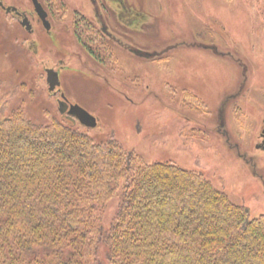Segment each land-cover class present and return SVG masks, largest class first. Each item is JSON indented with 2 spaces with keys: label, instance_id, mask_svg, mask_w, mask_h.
I'll return each instance as SVG.
<instances>
[{
  "label": "rangeland",
  "instance_id": "1",
  "mask_svg": "<svg viewBox=\"0 0 264 264\" xmlns=\"http://www.w3.org/2000/svg\"><path fill=\"white\" fill-rule=\"evenodd\" d=\"M6 1L33 10L30 0ZM46 1L52 33L42 27L29 33L0 9V83L10 109L21 107L43 123L68 120L59 110L64 94L97 119L93 129L77 121L81 131L98 140L113 137L143 163L200 172L234 204L247 207L251 218L264 215V150L258 149L264 0H131L151 20L132 22L130 29L109 23L150 57L108 41L105 47L74 26L78 18L97 30L105 23L91 16L87 0ZM75 28L99 59L79 42ZM48 69L60 75L56 93L49 90ZM117 208L118 199L108 204L106 227Z\"/></svg>",
  "mask_w": 264,
  "mask_h": 264
},
{
  "label": "trees",
  "instance_id": "2",
  "mask_svg": "<svg viewBox=\"0 0 264 264\" xmlns=\"http://www.w3.org/2000/svg\"><path fill=\"white\" fill-rule=\"evenodd\" d=\"M91 27L80 31L110 46ZM3 91L0 264H264V215L251 218L204 174L143 163L71 120L38 122Z\"/></svg>",
  "mask_w": 264,
  "mask_h": 264
},
{
  "label": "flooded vegetation",
  "instance_id": "3",
  "mask_svg": "<svg viewBox=\"0 0 264 264\" xmlns=\"http://www.w3.org/2000/svg\"><path fill=\"white\" fill-rule=\"evenodd\" d=\"M90 7L89 13L95 20H100L102 23L100 30L98 31L104 36L106 41L110 43H114L117 46H122L124 49L128 50L130 53L134 55H138L137 52H142L144 54H151L150 51L142 50L133 44L129 43L127 40H124L123 37H120V34L114 31V29H111V25L109 21H118L120 24L125 25L126 27L128 24L140 20H151V18L146 17V13L139 10V8L136 7L134 3H132L131 0H87ZM33 10H28L26 7L18 6L14 3H9L6 0H0V9L4 11V13L8 16H11L12 18L18 20L25 28V30L29 33H33L36 31L37 27H42L45 29L48 33H52L51 31L55 30V25L52 20L51 16V10L50 5L48 1L46 0H30ZM51 4V2H50ZM37 5L41 6L43 9V17L37 10ZM31 11V12H30ZM45 14V16H44ZM81 21H84L86 25L88 26H94L93 23L85 18H78L77 21H75L78 26H81ZM88 21V22H86ZM25 24L27 25H24ZM138 23V22H136ZM95 24V23H94ZM83 24L82 26H86ZM28 26L30 27L28 29ZM130 29V27H127ZM79 28H75L74 33L77 36V33L79 32ZM131 30H136L137 32H141L142 29L138 26L131 27ZM205 50H210L217 53V48L213 45H206L204 47ZM140 56V55H138ZM143 57V56H142ZM53 93H56L55 91ZM64 94H61V98H63ZM63 100V99H62ZM62 100H59L62 101ZM69 104V109L71 108V104L67 100ZM66 118L69 120L68 112L65 114ZM77 123V122H76ZM258 149L264 150V127L261 133V143L258 145Z\"/></svg>",
  "mask_w": 264,
  "mask_h": 264
},
{
  "label": "water",
  "instance_id": "4",
  "mask_svg": "<svg viewBox=\"0 0 264 264\" xmlns=\"http://www.w3.org/2000/svg\"><path fill=\"white\" fill-rule=\"evenodd\" d=\"M37 10L43 17L44 11L41 8V6L37 5ZM24 25H27V24H25L24 22ZM29 28L30 27L28 26V29ZM137 54L140 56H146V57L151 56V54L149 53L144 54L142 52H137ZM47 81L49 84V90L51 92H54L56 88L60 87L61 85L60 75L54 69L47 70ZM63 99L64 100L59 102V110L62 114H66L68 112L69 120H71L74 124H76V122L79 121L83 126L87 128L93 129L97 127L98 122L94 116H92L89 112H87L84 108L80 107L79 105H71L70 110H68L69 104L64 95H63Z\"/></svg>",
  "mask_w": 264,
  "mask_h": 264
}]
</instances>
